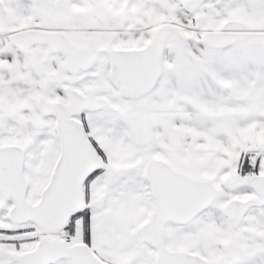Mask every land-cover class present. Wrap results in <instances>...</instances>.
I'll use <instances>...</instances> for the list:
<instances>
[{
  "label": "snow or ice",
  "instance_id": "6c2138e0",
  "mask_svg": "<svg viewBox=\"0 0 264 264\" xmlns=\"http://www.w3.org/2000/svg\"><path fill=\"white\" fill-rule=\"evenodd\" d=\"M0 264H264V0H0Z\"/></svg>",
  "mask_w": 264,
  "mask_h": 264
}]
</instances>
